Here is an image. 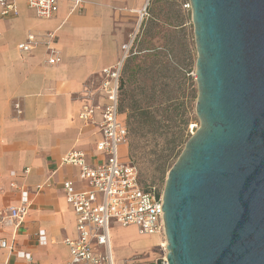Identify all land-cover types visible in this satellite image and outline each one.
Masks as SVG:
<instances>
[{
    "label": "crops",
    "instance_id": "0c3cea01",
    "mask_svg": "<svg viewBox=\"0 0 264 264\" xmlns=\"http://www.w3.org/2000/svg\"><path fill=\"white\" fill-rule=\"evenodd\" d=\"M16 2L17 16L2 17L0 6V210L18 205L22 191L28 192L29 209L21 222L0 227L8 245L0 250V264H66L65 240L77 230L63 183L73 181L77 190L85 184L79 169L61 160L70 151H83L90 166L105 162L96 148L102 140L100 116L90 124L79 116L99 101L102 71L123 56L125 21L130 14L140 17L150 0H86L82 8L64 1L50 19L39 18L25 0ZM29 36L35 41L23 51L20 45ZM49 42L57 64L49 63ZM120 118L126 123L122 113ZM120 155L131 161L128 144ZM117 227L111 224L112 251Z\"/></svg>",
    "mask_w": 264,
    "mask_h": 264
},
{
    "label": "water",
    "instance_id": "95a60500",
    "mask_svg": "<svg viewBox=\"0 0 264 264\" xmlns=\"http://www.w3.org/2000/svg\"><path fill=\"white\" fill-rule=\"evenodd\" d=\"M200 128L163 191L169 264H264V0H190Z\"/></svg>",
    "mask_w": 264,
    "mask_h": 264
},
{
    "label": "rangeland",
    "instance_id": "374dc122",
    "mask_svg": "<svg viewBox=\"0 0 264 264\" xmlns=\"http://www.w3.org/2000/svg\"><path fill=\"white\" fill-rule=\"evenodd\" d=\"M188 1L150 0L141 25L139 15L130 14L123 26L125 43L134 39L120 94L129 130V159L143 186L156 187L159 194L186 143L200 128L194 24L192 11L183 9ZM112 237L115 264L128 260L158 264L167 254L163 238L141 236L133 227H117ZM137 244L145 245V250L137 251Z\"/></svg>",
    "mask_w": 264,
    "mask_h": 264
},
{
    "label": "built area",
    "instance_id": "2783aa9c",
    "mask_svg": "<svg viewBox=\"0 0 264 264\" xmlns=\"http://www.w3.org/2000/svg\"><path fill=\"white\" fill-rule=\"evenodd\" d=\"M28 7L42 19L52 18L61 2H71L82 8L86 0H25ZM1 16H17L19 9L16 0H0ZM183 9L192 11L190 0ZM147 17V8L140 12V20ZM50 42L52 34H48ZM34 36H29L20 49L27 51ZM50 64L59 63L57 50L51 46ZM134 39L123 46V56L113 67L102 71L99 88V101L93 106H86L80 113L84 124L100 116L99 130L102 140L96 148L106 156L104 163L90 166L83 151H70L61 160L63 165L79 169V179L85 186L75 188L74 182L66 180L63 191L67 202L76 216L77 236L65 240L70 249L66 264H115L111 246V224L121 227L134 226L141 236H159L166 240V226L163 211V194L156 192V187L145 188L141 183L139 171L133 161L121 160L120 147L128 144L129 130L121 121L120 94L121 79L126 61L131 57ZM19 109V106H18ZM29 170H26V173ZM29 197L27 191L21 192L20 202L0 210V227L13 226L21 222L28 214ZM7 242L0 239V250L7 248ZM167 253L166 246L161 244ZM167 255V254H166ZM165 257L158 264H169ZM24 257L29 256L24 255ZM126 264H133L127 262Z\"/></svg>",
    "mask_w": 264,
    "mask_h": 264
},
{
    "label": "bare ground",
    "instance_id": "6f19581e",
    "mask_svg": "<svg viewBox=\"0 0 264 264\" xmlns=\"http://www.w3.org/2000/svg\"><path fill=\"white\" fill-rule=\"evenodd\" d=\"M162 241H163V239H162ZM163 245H165L166 246V249H167V246H168V244H167V241L164 239V243H163ZM167 256V255H166Z\"/></svg>",
    "mask_w": 264,
    "mask_h": 264
},
{
    "label": "trees",
    "instance_id": "16d2710c",
    "mask_svg": "<svg viewBox=\"0 0 264 264\" xmlns=\"http://www.w3.org/2000/svg\"><path fill=\"white\" fill-rule=\"evenodd\" d=\"M120 111H121V105H120Z\"/></svg>",
    "mask_w": 264,
    "mask_h": 264
}]
</instances>
